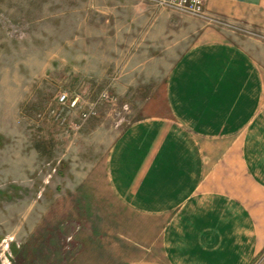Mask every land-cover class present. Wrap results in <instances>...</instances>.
<instances>
[{
	"label": "rangeland",
	"instance_id": "obj_1",
	"mask_svg": "<svg viewBox=\"0 0 264 264\" xmlns=\"http://www.w3.org/2000/svg\"><path fill=\"white\" fill-rule=\"evenodd\" d=\"M206 10L196 16L142 0H0V264L139 258L142 233L107 223L101 201L90 207L106 198L91 195V183H103L112 145L153 103L152 59H170L171 47L191 45L202 27L249 36L247 26ZM250 264H264V248Z\"/></svg>",
	"mask_w": 264,
	"mask_h": 264
},
{
	"label": "crops",
	"instance_id": "obj_2",
	"mask_svg": "<svg viewBox=\"0 0 264 264\" xmlns=\"http://www.w3.org/2000/svg\"><path fill=\"white\" fill-rule=\"evenodd\" d=\"M207 8L264 32V0ZM193 33L150 61L153 103L112 145L103 183H91L106 198L90 207L101 201L107 223L142 233L139 258L123 264H250L264 248V40Z\"/></svg>",
	"mask_w": 264,
	"mask_h": 264
},
{
	"label": "built area",
	"instance_id": "obj_3",
	"mask_svg": "<svg viewBox=\"0 0 264 264\" xmlns=\"http://www.w3.org/2000/svg\"><path fill=\"white\" fill-rule=\"evenodd\" d=\"M146 3H150L155 6L169 8L172 10H176L178 12L188 13L191 15L196 16H204L207 13L206 7H207V0H142ZM224 24V23H223ZM236 27V26H235ZM238 28V27H236ZM249 35H256L257 33L253 30H245ZM103 98H108L110 95L108 92H103L101 94ZM67 96L64 94L62 97V100H65ZM72 106H75L77 104V99H74L71 103ZM91 109L90 112H84L83 118L87 119L88 116L93 113L94 106Z\"/></svg>",
	"mask_w": 264,
	"mask_h": 264
}]
</instances>
